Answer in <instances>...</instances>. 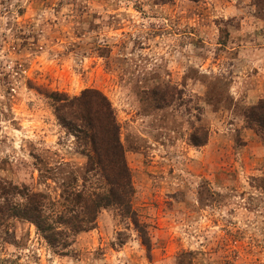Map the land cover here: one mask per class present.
<instances>
[{"label":"rangeland","instance_id":"obj_1","mask_svg":"<svg viewBox=\"0 0 264 264\" xmlns=\"http://www.w3.org/2000/svg\"><path fill=\"white\" fill-rule=\"evenodd\" d=\"M85 89L114 110L150 250L109 207L66 254L12 221L0 264H264V132L244 117L264 101V0H0V178L52 219L65 191L106 190L42 94Z\"/></svg>","mask_w":264,"mask_h":264},{"label":"trees","instance_id":"obj_2","mask_svg":"<svg viewBox=\"0 0 264 264\" xmlns=\"http://www.w3.org/2000/svg\"><path fill=\"white\" fill-rule=\"evenodd\" d=\"M42 94L52 101L56 119L74 137L80 153L87 158V172L99 175L106 190L65 191L61 210L52 219L46 213L51 204L44 194L0 178V233L8 232L12 221H26L51 248L60 247L61 254H66L64 250L71 245V236L92 229L100 211L114 207L121 217L132 221L141 244L149 251L148 234L140 229L132 210L134 188L119 139V125L107 98L96 89L82 90L73 97L46 91ZM244 117L249 128L264 132V101L246 109ZM207 137V131L197 128L189 140L199 147L206 143ZM119 245L123 242L119 241Z\"/></svg>","mask_w":264,"mask_h":264}]
</instances>
